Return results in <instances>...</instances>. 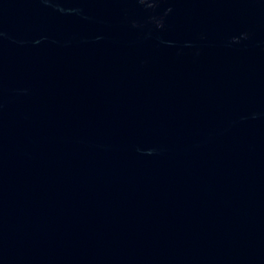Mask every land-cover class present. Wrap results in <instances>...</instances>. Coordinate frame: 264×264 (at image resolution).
<instances>
[{"label": "water", "instance_id": "95a60500", "mask_svg": "<svg viewBox=\"0 0 264 264\" xmlns=\"http://www.w3.org/2000/svg\"><path fill=\"white\" fill-rule=\"evenodd\" d=\"M0 264H264V0H0Z\"/></svg>", "mask_w": 264, "mask_h": 264}]
</instances>
